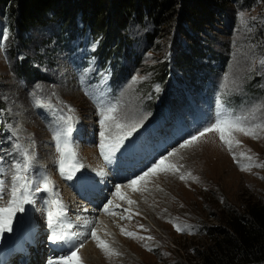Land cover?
<instances>
[{"label":"rangeland","instance_id":"obj_1","mask_svg":"<svg viewBox=\"0 0 264 264\" xmlns=\"http://www.w3.org/2000/svg\"><path fill=\"white\" fill-rule=\"evenodd\" d=\"M226 13L203 32L189 31L188 38L146 19L132 21L119 39L91 32L80 17L75 25L49 21L53 14L21 30L9 6L0 7V179L10 188L12 166L25 162L26 151L31 160L24 174L32 189L43 188L44 177L52 181L50 191H33L34 202L16 213L12 223L21 232L0 240L10 264H24L31 254L39 256L34 264L56 259L48 253L50 209L64 208L59 226L70 233L66 223H72L74 229L61 256L83 244V264H201V253L216 237L213 229L223 227L230 213L264 204V167L258 166L264 164V130L257 129L259 138L235 132L239 143L231 150L217 131L181 147L222 114L246 116L249 126L264 121V0H239ZM113 105L120 123L136 127L122 142L124 158L109 163L101 144L119 129L100 121L101 110ZM69 125L67 140L84 165L71 179L61 175L57 150ZM162 157L175 171L128 186ZM117 185L125 188L120 195ZM52 197L64 207L50 206ZM93 231L112 253L97 246ZM36 232L41 237L35 244Z\"/></svg>","mask_w":264,"mask_h":264},{"label":"trees","instance_id":"obj_2","mask_svg":"<svg viewBox=\"0 0 264 264\" xmlns=\"http://www.w3.org/2000/svg\"><path fill=\"white\" fill-rule=\"evenodd\" d=\"M237 1L0 0V7L9 6L13 22L21 30L53 14L49 21L75 25V19L80 17L91 32L106 37L112 34L120 39L132 21L143 23L147 19L157 29L175 28L188 38L189 31L203 32ZM243 1L253 4L257 0ZM212 231L216 237L201 253V264H264V204L249 205L242 214L230 213L226 224Z\"/></svg>","mask_w":264,"mask_h":264},{"label":"snow or ice","instance_id":"obj_3","mask_svg":"<svg viewBox=\"0 0 264 264\" xmlns=\"http://www.w3.org/2000/svg\"><path fill=\"white\" fill-rule=\"evenodd\" d=\"M261 64L264 65V60H261ZM39 103V102H38ZM264 107V105H262ZM74 111V110H72ZM117 111V107L115 105L108 107L107 109L101 110V116L102 119L100 121L101 125L104 126L106 129L109 128V122L111 124L119 129V132L117 133L116 137L112 140L111 143H102L101 144V154L104 156V159L111 162L112 156L115 154L116 151L119 150L122 142L124 139L127 138L128 135L131 134V131L135 129V124H122L118 121L117 117L113 115ZM68 120H71L72 117H68ZM248 117H232L230 115H221L220 118L216 120L215 123L209 125L208 127H205L202 131L199 132L198 135H193L190 139L186 140L184 144L181 145V147H188L191 146L194 143L199 142L200 138L203 137L206 133H210L212 131H217L220 133L221 140L228 145L229 150H231L233 143H239V141L235 140L234 133L240 132L243 133L245 136H252L254 138H259L257 136V129L264 130V121L261 123L249 126L247 123ZM110 130V129H109ZM72 128L69 125V127L65 130L64 136L65 140L63 143H58L57 150L61 153V158L59 160L60 164V172L61 175L67 174L68 179L72 178V175L75 174L77 171H79L81 168L84 167L82 163L79 162L78 159H76V152L75 149L71 146V144L68 142L67 137L71 134ZM101 136L104 137L105 133L101 132ZM56 139L59 142L60 141V135H56ZM16 149L19 150L21 148V145L17 144L15 145ZM107 149V151H105ZM22 155L25 157V162L23 164L17 162L12 167L15 169L14 174L11 177V185L10 188L6 184L4 179H0V200H3L5 196L7 195L9 197L7 201L6 206H0V235H2L4 232H10L12 230V221L18 212H23L24 205L25 204H31L33 203L32 199V192L33 191H50L52 181L44 177V187L41 188L39 184L35 189H32L31 184L32 181L30 178L25 175L24 173L29 168V161L31 160V157L29 154L25 151L22 153ZM169 155H174V153H169ZM235 158V157H234ZM168 157H162L156 164H154L151 168H149L148 171H146L142 176L137 177V179L132 180L129 182V187H133L137 184L138 181H144L147 177L150 175L154 176L158 172L163 171H175L176 166L175 165H166L165 161H167ZM249 160L252 159V157H248ZM0 163H2V158H0ZM252 165H249V168H243L242 170H249ZM259 167H264V164L258 165ZM5 173V169L3 167H0V175H3ZM98 175L105 176L106 173L101 170ZM181 179H184V176H181ZM121 187L120 185L116 186V193L118 195L121 194ZM134 190H138L135 189ZM55 195V194H54ZM121 198H124L121 195ZM53 204L60 206L59 200H53ZM129 203H135L134 201H129ZM112 202L109 201V205H111ZM105 211L109 212L110 215H114L109 209L108 205H105ZM63 210L61 211H52L51 209L48 211V222L49 226L53 229L50 233L49 240L52 243H58L62 241H68L71 239L70 233H68L66 230H60L57 231L56 229L59 227V217L62 216ZM179 226H177V231H182ZM129 236H132L135 238V234L128 232L126 233ZM92 237L96 239L97 246L102 248L105 252L112 253L113 250L109 247L107 243H105L103 240L100 239V237L97 235L95 231L91 233ZM140 239H145L144 237H139ZM148 239H152L151 237H148ZM83 244H79L74 246L73 250L68 253L67 255L60 256L57 259H51L49 260L48 264H83L82 258L78 255L80 249L83 247ZM116 255H119V253H115Z\"/></svg>","mask_w":264,"mask_h":264},{"label":"bare ground","instance_id":"obj_4","mask_svg":"<svg viewBox=\"0 0 264 264\" xmlns=\"http://www.w3.org/2000/svg\"><path fill=\"white\" fill-rule=\"evenodd\" d=\"M63 87V86H62ZM67 89V92L68 91H70L68 88H66ZM65 91V90H64ZM74 91H75V88H74ZM66 92V91H65ZM64 93V92H63ZM85 99L84 100H86L87 101V103L89 102V103H91V104H94V103H96V101L91 97V96H85L84 97ZM83 100V101H84ZM82 101V102H83ZM88 103V104H89ZM83 104V103H82ZM58 125V124H57ZM51 130V129H50ZM54 132V131H53ZM112 142V140H109V139H107V140H105L104 141V143H111ZM122 145V144H121ZM120 148H121V146H120ZM119 148V149H120ZM105 150H107V149H105ZM122 152H124L122 149H120V151H116L115 152V154L112 156V159H111V161H115V159H116V161H119V160H121V159H123L124 158V155H123V153ZM96 153H97V151H96ZM91 154V153H90ZM117 154H119V155H117ZM91 155H93V154H91ZM128 156V155H127ZM102 157H104V156H102ZM215 158H216V162H218V161H220L219 160V157L218 156H216L215 155ZM177 161V160H176ZM184 161V160H183ZM120 163H121V161H120ZM168 163V161H165V164H167ZM116 163L114 162V165H115ZM237 165V164H236ZM100 171H98V170H95V174L96 175H98V173H99ZM103 172H105L104 170H103ZM106 173V172H105ZM197 173V172H196ZM111 175V174H110ZM99 176V175H98ZM108 175H105V177H107ZM104 177V178H105ZM167 177V176H166ZM115 178L117 179V178H119L118 177V175L116 174L115 175ZM164 179V178H163ZM171 181V180H170ZM187 182V184L189 185V183H188V180H186ZM176 188V187H175ZM125 188H123L122 189V192H121V194L123 193V190H124ZM33 194V193H32ZM34 195V194H33ZM55 199V197H52V199H50V203H49V205L50 206H53L54 208H56V207H58L57 205H55V204H53L52 203V201ZM74 199V198H73ZM55 200H59V199H55ZM60 201V206L58 207V208H60V209H62L63 207H64V204L61 202V200H59ZM74 201V200H73ZM71 204V203H70ZM73 204V203H72ZM177 206V205H176ZM70 207V206H69ZM73 207V206H72ZM74 208V207H73ZM63 210H64V208H63ZM16 217V216H15ZM66 225H67V227H68V231H70V233H73V231H74V229L72 228L73 226H72V223H66ZM11 227H12V230L10 231V232H4L2 235H0V240H5V239H7L11 234L12 235H15L17 232L19 233V232H21L20 231V229H19V223H12V225H11ZM53 230V229H52ZM57 231H60L61 230V228H60V226L56 229ZM27 231V230H26ZM76 231H78V229L76 230ZM86 231V230H85ZM87 232H88V230H87ZM35 235H38L37 237H36V240H35V244H36V242L38 243L39 242V237H41V234L39 233V232H36V234ZM19 238V237H18ZM71 241V240H70ZM4 243H6L7 241L5 240V241H3ZM51 242V241H50ZM68 243H70L69 241H67ZM27 243H29V244H31L30 242H27ZM65 243H66V241L65 242H58V243H51V247H50V250H49V255L52 257V258H55L56 257V259L57 258H59L61 255H62V252H63V250H66V249H62V248H64V246H66L65 245ZM72 243V242H71ZM34 244V245H35ZM70 245V244H69ZM73 245H75V242H73ZM32 246V245H31ZM21 247H23V243L22 244H20V248ZM20 248L18 247V251H20ZM1 249V248H0ZM30 250V249H29ZM18 251H12V254L14 255V259L15 258H21L20 256H18V255H16L15 253H17ZM38 251H39V249H38ZM40 252V251H39ZM95 253H97V252H95ZM7 259H10V256H7V252L6 253H1L0 252V264H7L10 260H7ZM39 261V256H35V255H33V254H31L30 255V257H29V259L27 260V262L26 263H24V264H34V261ZM24 261L22 260V263H23ZM93 262V261H92ZM93 263H95V262H93ZM91 264V263H90Z\"/></svg>","mask_w":264,"mask_h":264}]
</instances>
